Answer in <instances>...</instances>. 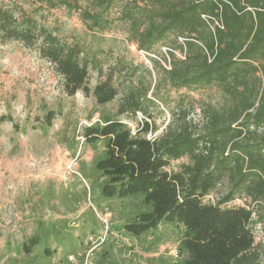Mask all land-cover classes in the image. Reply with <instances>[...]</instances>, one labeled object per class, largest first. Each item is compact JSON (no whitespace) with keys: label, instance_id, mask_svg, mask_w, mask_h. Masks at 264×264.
Returning a JSON list of instances; mask_svg holds the SVG:
<instances>
[{"label":"trees","instance_id":"trees-1","mask_svg":"<svg viewBox=\"0 0 264 264\" xmlns=\"http://www.w3.org/2000/svg\"><path fill=\"white\" fill-rule=\"evenodd\" d=\"M36 1L67 7L84 27L83 36L69 39L53 28L54 34L33 19L14 18L9 8H0V35L26 46L38 43L39 55L52 64L68 96L89 93V72H101L105 42L111 43L109 54L116 51L106 33L121 32L147 56L168 49L160 61L150 59L148 83L140 77L128 83L116 113L101 115L102 123L80 134L85 144L102 147L101 157L93 160L101 196L141 198L144 210L123 230L138 238L162 224L178 227L181 260L174 264H256L252 211L230 204L237 193L250 203L264 202V0ZM126 67L117 61L110 72L125 74ZM206 88L216 89L222 104L203 110L200 131L182 105L170 110L171 122L153 138L147 135L156 127L148 120L137 123L135 132L123 120L134 122L137 113L150 118L156 100L169 105L170 92ZM117 93L112 76L92 89L101 107ZM54 116L47 112L43 125L51 126ZM184 158L178 170H167L171 161ZM223 180L228 193L208 201ZM38 244L32 237L22 249L30 254Z\"/></svg>","mask_w":264,"mask_h":264},{"label":"rangeland","instance_id":"rangeland-1","mask_svg":"<svg viewBox=\"0 0 264 264\" xmlns=\"http://www.w3.org/2000/svg\"><path fill=\"white\" fill-rule=\"evenodd\" d=\"M0 8H9L18 20L33 19L38 26L55 28L69 39L81 38L85 31L63 5L53 8L36 0H0ZM103 37L115 40L116 51L109 54L111 43L105 42L101 72H89V93L68 96L52 64L39 55L38 43L26 46L0 35V264H174L181 260L174 255L181 235L178 227L162 224L138 238L123 230L144 210L141 198L101 196L93 160L101 157L102 147L87 145L80 138L83 128L103 122L101 115L116 113L128 83L138 77L148 83L145 69L152 70L150 59L160 61L168 49L159 47V54L147 56L126 43L119 31ZM117 61L127 66L125 74L110 72ZM107 76H112L118 93L101 107L92 89ZM151 96L148 92L147 97ZM166 99L168 106L155 101L150 118L137 113L136 121L123 118L124 122L135 132L137 123L148 120L156 127L147 135L153 138L171 122L170 110L182 105L189 110L187 120L200 131L203 110L222 104L221 94L211 88L170 92ZM49 111L55 116L52 125L45 126L42 118ZM186 161H171L167 170L176 171ZM229 189L223 180L207 200L216 202ZM249 203L237 193L230 205L252 211L255 263L264 264V202ZM32 237L39 244L26 254L22 246Z\"/></svg>","mask_w":264,"mask_h":264},{"label":"built area","instance_id":"built-area-1","mask_svg":"<svg viewBox=\"0 0 264 264\" xmlns=\"http://www.w3.org/2000/svg\"><path fill=\"white\" fill-rule=\"evenodd\" d=\"M140 53L143 54V55L146 54V53H144V52H140ZM177 254H178V253H177V250H176L174 255L177 256ZM70 258H71V257H70Z\"/></svg>","mask_w":264,"mask_h":264}]
</instances>
